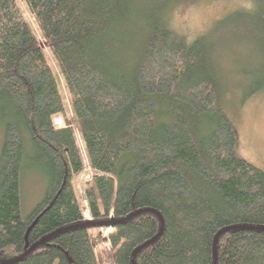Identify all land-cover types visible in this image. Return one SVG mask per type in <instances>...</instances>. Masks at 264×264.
I'll return each mask as SVG.
<instances>
[{
	"label": "trees",
	"instance_id": "1",
	"mask_svg": "<svg viewBox=\"0 0 264 264\" xmlns=\"http://www.w3.org/2000/svg\"><path fill=\"white\" fill-rule=\"evenodd\" d=\"M198 1L0 0V264H102L91 234L100 228H111L112 264H131L158 216L161 234L134 264H213L227 228L216 264H264V172L235 152L221 77L237 52L216 40L243 34L260 48L242 78L246 99L264 90V0H240L188 38L169 15ZM75 130L94 173L83 188L89 219L74 185L84 169ZM28 161L47 184L24 216Z\"/></svg>",
	"mask_w": 264,
	"mask_h": 264
},
{
	"label": "rangeland",
	"instance_id": "2",
	"mask_svg": "<svg viewBox=\"0 0 264 264\" xmlns=\"http://www.w3.org/2000/svg\"><path fill=\"white\" fill-rule=\"evenodd\" d=\"M240 0H200L193 5L183 4L178 9L170 12V24L176 27L180 32L185 33L188 38H193L204 34L210 26L217 20L221 19L229 12L241 5ZM21 4V2H20ZM23 15L31 27L34 35L37 37L39 44L43 48L44 54L50 60L45 43L41 40L36 27L29 17L24 6H22ZM215 39V37H214ZM216 40L225 46L228 50L237 52L233 57L237 58L234 62L227 58L226 70L230 75H226V97L224 99V109L226 115L232 121L236 144L235 152L238 157L248 161L255 167L264 172V90H261L249 98H245L250 80L242 78V73L254 70L255 65L259 64L261 58L259 55V47H253L249 44V38L243 34H224L217 36ZM51 67L53 66L50 62ZM67 118L72 123L70 111ZM57 125L61 124L58 117L54 120ZM74 136L77 146L80 149L83 171L74 181L78 202L83 210L85 218L89 219L86 210V202L83 196V188L93 176V171L83 154L81 140L77 131ZM2 140V127L0 125V146ZM27 152L32 157L31 149L28 146ZM47 184V178L43 170L36 166L35 163L28 161L21 171L20 177V199L22 215H27L32 208L42 199ZM111 228H100L93 232L92 238L96 244L98 257L102 264H112L111 248L107 241V236Z\"/></svg>",
	"mask_w": 264,
	"mask_h": 264
},
{
	"label": "water",
	"instance_id": "3",
	"mask_svg": "<svg viewBox=\"0 0 264 264\" xmlns=\"http://www.w3.org/2000/svg\"><path fill=\"white\" fill-rule=\"evenodd\" d=\"M148 210H144V211H138V212H135L133 214H131L127 219L139 214V213H142V212H147ZM152 213H155L154 211H150ZM156 214V213H155ZM157 215V214H156ZM158 216V215H157ZM159 218V221H160V231L159 233L154 237L152 238L151 240H149L148 242H145L144 244H142L141 246H139L138 248H136L132 254V257H131V264H134V260H135V256L137 255L138 252H140L143 248H145L146 246L152 244L161 234V231L163 229V221L161 219L160 216H158ZM116 222L114 221H109L107 224H104V225H110V226H113ZM89 225V223H88ZM97 226H102L101 224H98ZM229 230V228L227 229H223L221 230L220 232H218V234H216L214 240H213V264H216V252H217V248H216V245H217V240L219 238L220 235H222L223 233L227 232ZM36 245L32 246L25 254L29 253L30 251H32L34 248H35Z\"/></svg>",
	"mask_w": 264,
	"mask_h": 264
}]
</instances>
